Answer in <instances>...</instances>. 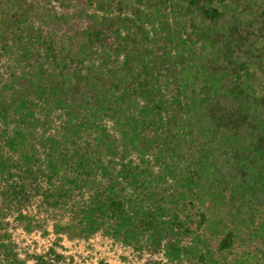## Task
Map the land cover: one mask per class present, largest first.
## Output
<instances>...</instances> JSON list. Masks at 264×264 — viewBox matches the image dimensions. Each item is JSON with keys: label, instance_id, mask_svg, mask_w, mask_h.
I'll return each instance as SVG.
<instances>
[{"label": "trees", "instance_id": "trees-1", "mask_svg": "<svg viewBox=\"0 0 264 264\" xmlns=\"http://www.w3.org/2000/svg\"><path fill=\"white\" fill-rule=\"evenodd\" d=\"M2 58L1 219L39 196L168 264H229L244 228L264 264V0H0Z\"/></svg>", "mask_w": 264, "mask_h": 264}, {"label": "rangeland", "instance_id": "rangeland-1", "mask_svg": "<svg viewBox=\"0 0 264 264\" xmlns=\"http://www.w3.org/2000/svg\"><path fill=\"white\" fill-rule=\"evenodd\" d=\"M3 62L4 58L0 61V72L3 71ZM23 206L21 210L26 216L23 225L17 220V213L7 215L5 219L0 217V226H2L0 227V234L4 232L8 234L17 258L26 264H36L35 256L43 257L49 264H142L148 260L155 261L156 264H168L162 252L151 255L145 249L137 251L132 245H126L101 232L88 236L69 234L68 232L59 233L56 231V224L59 222L61 224L70 223V215L65 214L60 219L57 210L53 211L52 215L49 211L51 209L43 204V200L39 196ZM193 213L194 211L191 212L192 216H194ZM4 223L6 224L4 225ZM26 223L34 226L32 231H24L23 226ZM194 226L195 223L192 228ZM250 232L243 228L239 233L240 237L231 252L226 254V261L229 264H238V259L247 250L250 255H253L255 244L251 242L252 246L248 248H245L246 245H244V243L249 242L248 235L253 233ZM218 240L211 239L212 250L216 248ZM188 242L187 239L184 243ZM50 250L62 256V259L56 261L53 254L49 253ZM0 259L2 258L0 257ZM256 259H260L259 254Z\"/></svg>", "mask_w": 264, "mask_h": 264}]
</instances>
